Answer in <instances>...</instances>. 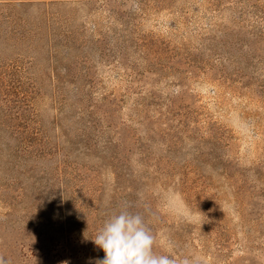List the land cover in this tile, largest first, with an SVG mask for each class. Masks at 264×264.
Listing matches in <instances>:
<instances>
[{"label": "rangeland", "instance_id": "obj_1", "mask_svg": "<svg viewBox=\"0 0 264 264\" xmlns=\"http://www.w3.org/2000/svg\"><path fill=\"white\" fill-rule=\"evenodd\" d=\"M264 264V0H0V257Z\"/></svg>", "mask_w": 264, "mask_h": 264}, {"label": "clouds", "instance_id": "obj_2", "mask_svg": "<svg viewBox=\"0 0 264 264\" xmlns=\"http://www.w3.org/2000/svg\"><path fill=\"white\" fill-rule=\"evenodd\" d=\"M91 239L104 252L97 264H177L170 255L154 252L155 237L142 215L127 209L112 215ZM0 264L8 262L0 257ZM183 264L190 262L186 259Z\"/></svg>", "mask_w": 264, "mask_h": 264}]
</instances>
